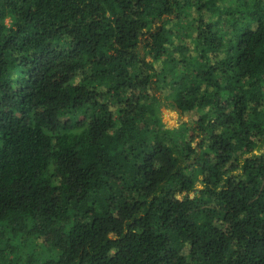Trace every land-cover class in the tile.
<instances>
[{"label": "trees", "instance_id": "trees-1", "mask_svg": "<svg viewBox=\"0 0 264 264\" xmlns=\"http://www.w3.org/2000/svg\"><path fill=\"white\" fill-rule=\"evenodd\" d=\"M261 135L264 0H0V264H264Z\"/></svg>", "mask_w": 264, "mask_h": 264}, {"label": "rangeland", "instance_id": "rangeland-1", "mask_svg": "<svg viewBox=\"0 0 264 264\" xmlns=\"http://www.w3.org/2000/svg\"><path fill=\"white\" fill-rule=\"evenodd\" d=\"M158 59L161 60V56H159ZM155 60L156 59H151L149 57L147 64L144 65V68H147L148 66H150L152 64H155V65L160 64V61L157 63V62H155ZM168 100L170 102H172V104H175V106H173L172 104L170 105V104L166 103L167 106L161 108L162 123L167 128L173 129V128L177 127L179 124H181L183 122H189V121H190L189 123L193 124V126L196 125L197 118L201 116L199 111H191V112L187 113L181 105H178V103L175 100H171L169 98H168ZM263 142H264V135H261L260 137H258L257 139H254V140L251 138L248 146H249V148L252 145L260 146L261 143L263 144ZM263 152L261 151L260 154ZM199 182L202 183V180L201 179L197 180L196 185H197L198 190L202 189V186L199 184ZM198 190L196 191L195 194H198ZM39 244H43L45 248H49V246H51L50 242H43L42 241V242H39Z\"/></svg>", "mask_w": 264, "mask_h": 264}]
</instances>
